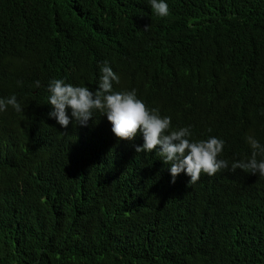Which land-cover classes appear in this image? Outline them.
Masks as SVG:
<instances>
[{
	"label": "trees",
	"instance_id": "16d2710c",
	"mask_svg": "<svg viewBox=\"0 0 264 264\" xmlns=\"http://www.w3.org/2000/svg\"><path fill=\"white\" fill-rule=\"evenodd\" d=\"M165 2L161 18L149 0H0V98L23 108L0 112V264H264V179L171 183L99 111L86 127L49 116L52 79L95 91L105 61L119 77L135 63L154 95L160 73L188 74L192 113H168L223 139L229 169L247 136L264 145V0ZM220 105L228 118L207 124Z\"/></svg>",
	"mask_w": 264,
	"mask_h": 264
},
{
	"label": "clouds",
	"instance_id": "9594fccd",
	"mask_svg": "<svg viewBox=\"0 0 264 264\" xmlns=\"http://www.w3.org/2000/svg\"><path fill=\"white\" fill-rule=\"evenodd\" d=\"M149 3L157 16L163 18L170 14L165 0H149ZM123 74H127L128 78L125 86L121 87ZM123 74L119 77L105 61L95 91L66 83L63 79H52L48 84L50 96L47 100L52 106L49 116L65 128L70 122L86 127L89 120L94 118L93 113L99 111L107 116L117 138L131 141L136 137L140 141L141 145L134 146L137 153L159 155L172 177L171 183H175L176 179L186 186L200 185L207 179L230 172L231 180L227 187L234 190L236 183L233 172L237 169L247 173L249 178L264 179V145L253 136L246 137L252 149L251 157L236 160L237 157L233 156L229 169V158L222 155L223 139L215 135L207 139H192L191 126H174L176 121L168 112L179 103L178 117L192 113L201 95L200 90L190 83L188 74L173 71L168 75L160 73L161 88L154 87L155 95L149 92L147 83L139 78L135 63L127 66ZM17 84L22 86L23 82L18 81ZM34 87H40L39 80ZM169 97L171 99L164 106L163 102ZM9 106L16 112L23 111L14 94L0 98V112L6 111ZM69 109L71 117L68 115ZM227 118V109L221 105L210 107L204 113L207 124H217ZM258 155L262 157L259 160Z\"/></svg>",
	"mask_w": 264,
	"mask_h": 264
}]
</instances>
